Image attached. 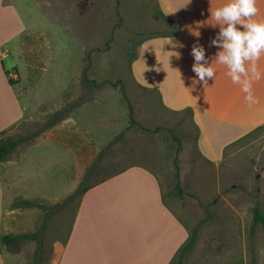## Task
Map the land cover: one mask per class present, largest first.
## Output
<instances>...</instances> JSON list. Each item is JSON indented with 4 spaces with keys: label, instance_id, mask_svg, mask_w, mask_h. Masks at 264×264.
<instances>
[{
    "label": "rangeland",
    "instance_id": "1",
    "mask_svg": "<svg viewBox=\"0 0 264 264\" xmlns=\"http://www.w3.org/2000/svg\"><path fill=\"white\" fill-rule=\"evenodd\" d=\"M5 1L17 5L29 26L16 40L14 59L7 60L11 70L14 63L21 65L12 76L29 112L4 136L35 134L55 111L71 101L81 103L12 155L25 153L11 165L6 230L33 232L45 221L43 210L29 216L25 208H12L22 194L52 204L39 196L55 187L62 190L60 203L89 172L93 182L140 165L158 176L163 201L179 220L190 231L199 228L185 264H264V225L254 224L255 208L264 210V125L215 161L201 152L191 110L165 108L158 95L134 81L132 62L140 44L178 28L159 0ZM79 204L77 197L48 222V256L69 236ZM36 248V241H25L15 252L24 258L8 256L9 264H32Z\"/></svg>",
    "mask_w": 264,
    "mask_h": 264
},
{
    "label": "crops",
    "instance_id": "2",
    "mask_svg": "<svg viewBox=\"0 0 264 264\" xmlns=\"http://www.w3.org/2000/svg\"><path fill=\"white\" fill-rule=\"evenodd\" d=\"M159 2L163 13L175 21L180 31L176 32L177 28L170 35L150 37L140 44L132 62L134 81L141 89L158 95L165 108L191 110L199 128L201 152L218 161L225 155L227 147L264 125V79L253 85L259 102L249 106L245 94L231 82L226 66L215 64V54L220 48L211 42L218 37L220 26L211 16V10L222 6L226 0ZM256 4L259 10L256 19H264V0H256ZM28 29L17 5L0 0V136L3 131L15 127L29 112V104L19 96L7 74V70L11 75L16 69L20 72L18 62L11 70L7 60L14 59L16 40ZM189 29L198 30L200 36L196 37ZM176 44L182 46L174 47ZM193 46L204 47L209 65L216 70L215 78L206 86L193 71ZM176 52H179V58ZM259 67L264 72V58ZM24 155L0 161V264H9L8 256L17 261L24 258L1 241L3 234L11 233L4 223L7 188L14 184V179L10 178L11 165L20 162ZM46 192L49 194L41 192L39 197L48 198L53 203H58L62 197V190L58 192L55 187ZM22 196L34 198L33 194ZM41 210L38 207L25 208V214L35 216ZM190 232L189 227L164 203L158 176L144 166L134 165L83 195L69 236L64 243L53 247L48 262L169 264Z\"/></svg>",
    "mask_w": 264,
    "mask_h": 264
},
{
    "label": "clouds",
    "instance_id": "3",
    "mask_svg": "<svg viewBox=\"0 0 264 264\" xmlns=\"http://www.w3.org/2000/svg\"><path fill=\"white\" fill-rule=\"evenodd\" d=\"M258 11L256 0H226L222 6L211 10V16L220 26L218 37L211 42L220 48L215 54V64L226 66L231 82L239 86L249 106L259 102L253 85L264 79V72L259 67L264 58V19H256ZM189 31L196 37L200 36L198 30ZM192 55L195 59L193 71L206 86L210 79L215 78L216 70L209 65L203 46H193ZM176 56L179 58V52Z\"/></svg>",
    "mask_w": 264,
    "mask_h": 264
},
{
    "label": "trees",
    "instance_id": "4",
    "mask_svg": "<svg viewBox=\"0 0 264 264\" xmlns=\"http://www.w3.org/2000/svg\"><path fill=\"white\" fill-rule=\"evenodd\" d=\"M179 31L180 28H178L176 32ZM7 74L9 76L10 82L14 84L16 82L15 79L16 77L10 74V70H7ZM122 89L123 92H125V89L124 88ZM80 106L81 103L78 100L67 103L64 107L55 111L50 116L49 120L46 122L45 126L43 127V129H41V131L32 135H19L16 137L11 135L4 136L6 131H3L0 136V161L8 160L19 149V147L33 140L35 137L40 135L42 131L51 128L54 125L58 124L59 122L69 118L71 113ZM113 142H111L106 148H104L100 152L98 160L93 164L91 169L95 167L98 162H100L101 156L114 144ZM126 169L127 168L122 169L120 171L112 172L109 176L103 179L95 180L93 182H90V172L87 173L85 179L83 180L77 191L74 194H72L70 197H68L65 201L60 203L51 204L47 200H43V199H27V198L16 199L12 203L13 209L38 207L45 212V221H43L42 225L33 232H25L20 234H15V233L3 234L1 237V241L3 245H6L9 250L17 252L25 241L34 240L37 242V248L35 250V257L32 264H48L49 256H48V250L46 249L45 246V236L48 228V222L55 216L56 212L59 211L60 209H63L70 201L74 200L77 197H79L81 202L83 195L90 188L123 172ZM177 191L181 193V189L179 187L177 188ZM258 223L264 225V210L260 206H257L254 212V224L256 225ZM198 235H199V228L197 227L191 231L189 238L179 248V250L175 254V257L170 261L169 264H185L186 255L190 251H192L197 244Z\"/></svg>",
    "mask_w": 264,
    "mask_h": 264
}]
</instances>
